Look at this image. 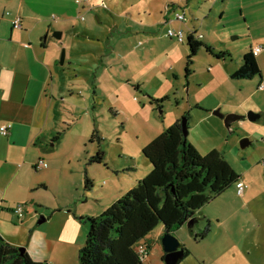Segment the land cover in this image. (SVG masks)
Wrapping results in <instances>:
<instances>
[{"label": "rangeland", "instance_id": "374dc122", "mask_svg": "<svg viewBox=\"0 0 264 264\" xmlns=\"http://www.w3.org/2000/svg\"><path fill=\"white\" fill-rule=\"evenodd\" d=\"M222 1L98 0L96 9L84 10L73 22L90 29L91 34L83 38L85 44L76 45L77 53H70L74 43L67 32L62 39H56L55 31L49 33L48 44L58 41L61 47L59 62L66 50V62L60 63L59 68L70 75L73 86L75 83L81 86L77 87L79 95L67 92L70 93L67 106L61 103L60 112L65 114L60 115L56 132L61 133V138L48 146L51 158L47 162L51 167L43 174L45 185L39 190V201L21 203L23 219L10 210L0 216V233L7 241L23 242L16 246L27 248L30 229L25 221L33 213L37 215L35 223L42 216L47 218L39 225H47L51 237L61 235L62 216L69 212L101 214L151 172L152 164L144 156L143 148L185 116L189 142L201 154L213 149L220 151L240 175L238 182L247 184L245 193L253 190L263 196L250 211L259 212V218L264 216V128L253 132L248 120L255 122L250 115L256 112L243 107L237 112L243 118L226 121L228 115L237 114L230 110L237 108L247 93L264 96V91L257 86L260 75L253 80L231 75L243 62L247 42L244 36L240 37L244 35L242 25L235 19L231 21L229 15L220 17ZM8 11L12 12L11 7L2 5L0 18H10L6 15ZM183 11L186 22L177 19V13ZM167 15L170 24L165 21ZM170 28L183 29L184 42L169 36ZM195 29L197 37L202 36L211 46L209 40H213L217 52L228 54L218 58L202 47L190 65L192 73L187 74L188 34ZM144 38L151 51L146 58L137 50ZM29 43L30 40L26 41L25 46H30ZM91 50L97 53H89ZM13 51L11 43L0 41V53ZM73 57L77 62L71 64ZM95 78L100 90L96 108L94 93L86 86V83L93 86ZM81 79L86 83H79ZM243 81L249 84L246 86ZM80 96H88V103ZM153 98L165 100L153 103ZM218 109L223 117L215 113ZM95 128L97 137L92 138ZM246 138L250 144L243 147ZM98 152L105 153L103 161L92 162ZM88 178L92 185L88 186ZM237 184L198 211L199 221L193 231L186 224L174 233L190 250L179 264H264V220L250 221ZM80 222L88 232L89 225ZM209 222L206 237L199 238ZM239 227H244L246 233L241 238L233 232ZM164 232L161 223L142 240L150 253L152 244L163 246ZM229 238L236 244L232 245ZM153 259V264H166L157 253ZM74 264L80 262L76 260Z\"/></svg>", "mask_w": 264, "mask_h": 264}, {"label": "crops", "instance_id": "0c3cea01", "mask_svg": "<svg viewBox=\"0 0 264 264\" xmlns=\"http://www.w3.org/2000/svg\"><path fill=\"white\" fill-rule=\"evenodd\" d=\"M97 1L86 0L80 3L78 0H0V8L2 5H9L13 12L10 18L4 16L0 18V41L9 42L14 47L13 53H0V125L13 123L10 135L5 136L0 133V216L5 214L6 210L14 212L15 207L21 203L39 201V190L45 185L43 174L51 167L47 162V158H51L48 146L58 131L60 115L65 114L60 112L61 103L64 107L67 106L65 104L70 98V93L67 95V92L73 91L78 94L77 87L81 86L78 83L73 86L70 75L59 68L61 47L58 41H51V44H48L49 33L61 31L64 38L67 32L71 38L70 41L74 43L70 53H77L76 45L85 44L83 38L87 39L91 34L90 29L79 27L73 22L84 10L96 9ZM217 4L218 2L215 6ZM15 15L21 16L22 28H14L12 17ZM169 15L165 18L167 24L171 23ZM226 15L230 16L231 21L235 19L240 27L242 25V29L244 27V35L242 33L240 37L244 36L247 44L242 53H253L255 46H264V0H223L220 4V17L223 18ZM98 17H100L99 14ZM28 40L31 43L26 47L25 43ZM209 42L215 48V42L213 40ZM43 43L46 45L44 46ZM137 50L143 54V58L151 53L146 47V38L141 41L140 47L137 46ZM89 53L97 52L91 50ZM255 58L262 72V76L260 75L257 80V86H259L264 77V50ZM70 60L71 64L77 62L74 57ZM241 65L242 62L233 73ZM255 78L257 76L243 80ZM79 83L86 82L81 79ZM92 83L93 86L89 87L88 83L86 86L91 94L94 93L96 108L97 99L100 96L97 78ZM243 84L247 86L249 83L243 81ZM87 97L79 98L88 103ZM242 107L247 111L256 112L250 115V119L255 122L249 121L247 117L246 120L253 126V132L261 131L264 128V123H261L264 122V96H256L254 92L247 93L239 106L231 108L230 111L237 113L242 111ZM241 116L243 118V115ZM41 159L45 160L42 167L39 166ZM251 191L246 194L245 190L243 195H239L243 197L242 204L247 208L249 217L252 218L251 222L256 218L263 221L264 216L259 218V212L251 213L250 211L252 207H257V202L262 201L263 196ZM87 215L93 214L75 210L73 214L69 212L66 216H62L61 235L51 237L48 232L49 227L40 226L39 222L35 223L37 215L30 214L25 221V225L28 224L30 229L27 251L33 259L40 262L74 264L76 260L79 261V252L86 242L87 234V228L81 224L79 217ZM184 226L175 232H179ZM233 232L240 238L246 235L244 227H239ZM229 240L232 245L236 244L233 238ZM11 242L14 245L23 244L15 240ZM151 246V253L146 264H153L154 253L164 260V246L155 247L154 244Z\"/></svg>", "mask_w": 264, "mask_h": 264}, {"label": "trees", "instance_id": "16d2710c", "mask_svg": "<svg viewBox=\"0 0 264 264\" xmlns=\"http://www.w3.org/2000/svg\"><path fill=\"white\" fill-rule=\"evenodd\" d=\"M174 7L175 4H172ZM15 28V27H14ZM22 28V27H20ZM197 29L189 32L190 52L186 66L190 65L199 50L204 47L218 58H225L227 51L217 52L216 48L197 37ZM45 46L46 43H43ZM262 76L253 53H246L234 78ZM165 98H153L152 102L162 103ZM183 120H177L143 148L144 156L152 164L151 172L140 179L126 194L113 202L99 215L79 217L89 225L86 242L79 252L80 264H146L137 245L159 224L165 232H175L191 220L198 221V211L208 202L217 198L238 183L240 175L220 151L213 149L201 154L184 135ZM97 128L92 138L97 137ZM57 133L52 142H57ZM105 153L98 152L91 161H103ZM87 184L92 185L88 178ZM42 217L41 219H45ZM194 224L191 226L193 231ZM210 222L199 238H205ZM200 235V234H199ZM185 249V256L190 250ZM0 264H49L32 258L26 248H20L0 233Z\"/></svg>", "mask_w": 264, "mask_h": 264}, {"label": "built area", "instance_id": "2783aa9c", "mask_svg": "<svg viewBox=\"0 0 264 264\" xmlns=\"http://www.w3.org/2000/svg\"><path fill=\"white\" fill-rule=\"evenodd\" d=\"M85 1L86 0H81V2H85ZM7 15L12 16V13L8 11ZM54 18H55V16H54ZM177 19L182 21V22H186L188 20L187 16H186V12L183 11V12L177 13ZM12 22H13V25L15 28L22 27V18L20 15H15L14 17H12ZM168 35L171 37L178 38V40L181 42H184V40H185V31L183 29L176 30L174 28H170L168 31ZM200 37H202V36H200ZM26 46H27V44H26ZM263 50H264V46L257 45L253 48V55L256 56L260 52H262ZM258 89L262 90V91L264 90V77L260 81ZM12 128H13V123H3L0 125V133L5 135V136H8L11 134ZM44 164H45V160L41 159L39 161V166L42 167ZM247 187H248L247 184H245L244 182H238V184H237L238 194L243 195ZM14 212L16 213V215L19 219H22L24 217L23 204L17 205L14 209ZM137 251L143 259L147 260L149 254H150V249H149V246L147 244H145V242H140L137 245ZM49 264H53V263H49Z\"/></svg>", "mask_w": 264, "mask_h": 264}, {"label": "water", "instance_id": "95a60500", "mask_svg": "<svg viewBox=\"0 0 264 264\" xmlns=\"http://www.w3.org/2000/svg\"><path fill=\"white\" fill-rule=\"evenodd\" d=\"M55 37L57 39H62L63 33L61 31L55 33ZM65 60H66V50L64 49L62 51L60 63L64 64ZM215 113L221 115L222 117L224 116L219 109L215 111ZM241 118H242L241 115L230 114L227 116L226 121L228 123H231L233 120L241 119ZM183 129H184V135L187 138L188 136L187 120H183ZM249 144H250V140L248 138L242 141L243 147H246ZM45 220L46 219H41L39 223H43ZM193 224H195L194 220L188 222V226H192ZM174 233L175 232H166L162 236V244L165 250L164 261L166 262V264H179V262L185 257L184 244ZM20 248H25V247H20Z\"/></svg>", "mask_w": 264, "mask_h": 264}]
</instances>
